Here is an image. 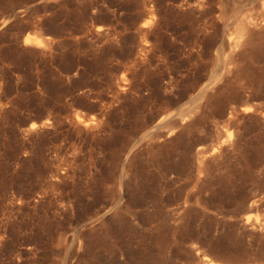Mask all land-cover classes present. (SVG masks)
<instances>
[{"label": "rangeland", "instance_id": "1", "mask_svg": "<svg viewBox=\"0 0 264 264\" xmlns=\"http://www.w3.org/2000/svg\"><path fill=\"white\" fill-rule=\"evenodd\" d=\"M263 2L0 0V264H264Z\"/></svg>", "mask_w": 264, "mask_h": 264}, {"label": "bare ground", "instance_id": "2", "mask_svg": "<svg viewBox=\"0 0 264 264\" xmlns=\"http://www.w3.org/2000/svg\"><path fill=\"white\" fill-rule=\"evenodd\" d=\"M262 7L264 8V2H263V4H262ZM146 23H148V22H146ZM149 25V24H148ZM34 39H36L35 37H34ZM29 40H30V38H29ZM185 116V115H184ZM183 117V116H182ZM181 117V118H182ZM184 118V117H183ZM182 118V119H183ZM33 125V124H32ZM32 125H30V128L32 127ZM202 259H203V261H204V263L205 264H217V263H215L212 259H210V258H208V257H206V256H203L202 257ZM234 264V263H233ZM236 264V263H235Z\"/></svg>", "mask_w": 264, "mask_h": 264}, {"label": "snow or ice", "instance_id": "3", "mask_svg": "<svg viewBox=\"0 0 264 264\" xmlns=\"http://www.w3.org/2000/svg\"><path fill=\"white\" fill-rule=\"evenodd\" d=\"M41 46H43V45H41ZM32 127H33V128H35V127H36V125H35V124H33V125H32Z\"/></svg>", "mask_w": 264, "mask_h": 264}]
</instances>
